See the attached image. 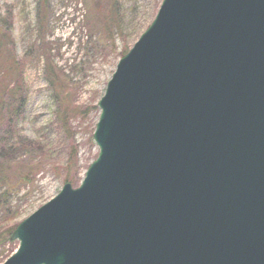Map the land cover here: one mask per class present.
Returning <instances> with one entry per match:
<instances>
[{"label":"water","instance_id":"95a60500","mask_svg":"<svg viewBox=\"0 0 264 264\" xmlns=\"http://www.w3.org/2000/svg\"><path fill=\"white\" fill-rule=\"evenodd\" d=\"M98 106L3 264H264V0H163Z\"/></svg>","mask_w":264,"mask_h":264},{"label":"rangeland","instance_id":"374dc122","mask_svg":"<svg viewBox=\"0 0 264 264\" xmlns=\"http://www.w3.org/2000/svg\"><path fill=\"white\" fill-rule=\"evenodd\" d=\"M37 1L0 0V33L8 29L15 54L25 59L26 96L20 105L14 90L18 78L0 77V87L16 96L6 98L0 110V146L20 137L38 145L12 164L27 175L13 193L11 208L17 212L12 224L55 197L65 178L73 188L81 184L98 155L93 139L98 102L118 61L152 23L163 0H50L45 25L39 24ZM47 62L53 65L58 91L46 74ZM5 216L0 209V220ZM18 246V240L0 241V264Z\"/></svg>","mask_w":264,"mask_h":264},{"label":"trees","instance_id":"16d2710c","mask_svg":"<svg viewBox=\"0 0 264 264\" xmlns=\"http://www.w3.org/2000/svg\"><path fill=\"white\" fill-rule=\"evenodd\" d=\"M37 15L41 19L39 21L42 24H47L50 15V0H38L37 1ZM112 17L118 15L117 8L112 10ZM1 39L5 42L0 45V77L4 75H15L18 78L16 82L15 91H18V101L20 105H24L26 102V96L24 95V70H25V59H19V57L15 54L12 44L11 33L8 32V29H2ZM46 74L51 85L58 91L60 87L55 80L54 68L51 62L46 63L45 68ZM3 73V74H1ZM60 92L63 94L62 88ZM11 99L15 98V93L11 90L7 92L6 87H0V110L3 111V105H6V98ZM8 119H11L8 117ZM10 125V123H9ZM6 134V133H5ZM35 146V149L38 145H36L34 140H29L27 137H20L19 139L10 140L7 139L0 146V209L6 211V216L0 220V241L2 243L6 241H11V235L13 231L16 229L17 223H10L12 217L16 214L17 210H12V200L13 193L15 192V188L18 186L19 182L26 181V174L23 172H19L17 166L13 167V163H18L23 156ZM70 162V161H69ZM68 162V165H69ZM65 183H70L71 179L65 178Z\"/></svg>","mask_w":264,"mask_h":264}]
</instances>
